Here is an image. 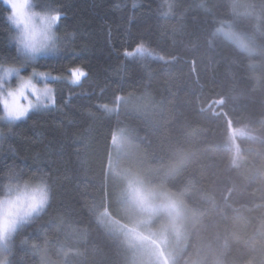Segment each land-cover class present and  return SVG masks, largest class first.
Segmentation results:
<instances>
[{
    "label": "trees",
    "instance_id": "1",
    "mask_svg": "<svg viewBox=\"0 0 264 264\" xmlns=\"http://www.w3.org/2000/svg\"><path fill=\"white\" fill-rule=\"evenodd\" d=\"M34 1L61 15L59 51L37 62L61 78L52 104L0 124V197L13 171L46 175L51 196L21 219L7 264H140L108 222L135 213L111 170L118 130L144 157L135 172L192 214L174 264H264V0H171L168 16L163 0ZM9 15L0 0L3 66L23 59ZM221 22L249 46L213 37ZM141 43L168 62L125 55Z\"/></svg>",
    "mask_w": 264,
    "mask_h": 264
},
{
    "label": "rangeland",
    "instance_id": "2",
    "mask_svg": "<svg viewBox=\"0 0 264 264\" xmlns=\"http://www.w3.org/2000/svg\"><path fill=\"white\" fill-rule=\"evenodd\" d=\"M17 2H20V0H17ZM28 4L29 13L37 12L43 14L48 12L40 10L34 0H28ZM33 22L37 28L42 23L39 16L34 17ZM58 23L57 21L53 28L55 33ZM12 26L14 25L12 24ZM14 29L15 34L18 35L20 28L14 26ZM56 36L58 37L57 33ZM39 39L40 37L38 36L37 40ZM250 46L254 49V46L252 47L251 44ZM56 53L40 54L34 60L27 59L25 54L22 53L23 59L19 63L4 66L19 69V74H12L0 85V102L1 109L3 110L0 116V124L12 121L6 117L5 103L9 106L27 107V114L31 111H38L36 107H33L36 105L37 94L32 92L30 86L25 87L29 81L40 92L46 86L52 89L50 97L45 98L44 106L39 109L52 104L54 101V89L49 81L58 80L61 77L59 74H53L48 70L41 69L37 66V62L43 57L55 55ZM26 69H29V71L24 73ZM79 71L85 73L81 67L75 68L67 78L68 81L72 83L73 80H76ZM38 73H43L44 75H37ZM82 77L80 76L78 82L73 84H78ZM9 91L14 93L13 97L7 95ZM21 91L23 95H21ZM114 137L115 149L111 161V170L115 175L122 176L125 180L124 184L126 185L124 190L126 199L131 211L135 213L132 216L133 220H128L129 222H125V224L115 223L111 219L108 222L113 230L122 231L127 236L129 242L134 244L137 253L140 255V264H174L176 253L181 248L179 241L183 235L185 236L188 226L192 224V214L187 211L188 209H185V204L176 193L170 192L162 186L148 184L144 177L135 172L134 168H137L140 163L144 162V157L140 156L138 148L132 147L126 130H118ZM157 217L161 218V220L157 221ZM8 221L9 235L7 239L0 240V264H7L9 241L21 225V218L18 213L14 218L9 216ZM3 230L4 224L0 222V232ZM42 264H65V262L60 257L53 258L45 255L42 258Z\"/></svg>",
    "mask_w": 264,
    "mask_h": 264
},
{
    "label": "snow or ice",
    "instance_id": "3",
    "mask_svg": "<svg viewBox=\"0 0 264 264\" xmlns=\"http://www.w3.org/2000/svg\"><path fill=\"white\" fill-rule=\"evenodd\" d=\"M4 3L9 6L10 11V15L7 17V19L14 26L20 28L19 34L13 36L12 39L15 40L19 51L25 54L27 59L34 60L36 56L40 54L55 53L59 51L62 41L59 37L56 36V33L53 31V28L56 25L57 21L61 19L58 11L52 9L43 14L37 12L29 13L28 0H20V2H17V0H4ZM172 7L173 5L171 0H163L161 8L165 9V11H163L162 14L164 16H168L172 12ZM37 16H39L42 21L39 28H37L33 22L34 17ZM175 30L176 29L174 28V31ZM38 36L40 37L39 40H37ZM216 36H222L224 40L231 41L241 48L247 47L244 38L234 32L231 26H229L228 28L223 27V22H221V26L216 28L215 32L213 33V37ZM209 43H211V41H209ZM125 55L133 56V58H138L141 61L145 62H147L149 58L158 61H164L165 63L168 62L165 61V58L163 56L156 54L153 49L149 48L143 43L136 46L134 53L125 51ZM14 73L18 75L19 69L14 67H4L3 64H0V85H2L3 82ZM37 75L43 76L44 74L38 73ZM84 75L85 73L83 71H79L76 80H73L72 83H77L79 77ZM27 86H30L32 92L34 94H37L36 105H34L33 107L39 109L44 106V100L45 98L50 97L52 89L46 86L42 90V92H40V90H37L35 85H32L30 81L25 85V87ZM7 95L13 97L14 93L9 91ZM21 95H23L22 91ZM121 100H123L125 103L127 102L126 97H116L117 102H120ZM4 107L6 109L7 119L12 121L19 120L22 117H25L28 112L27 107H18L14 105L9 106L7 103L4 104ZM104 109L106 112L115 111L114 108H109L106 105L104 106ZM2 136L3 133L0 132V137ZM34 179L36 181L35 183L29 181H23V183H21L20 174L16 173L15 171L10 172L8 175L9 183L4 185V191L10 192L13 189L31 188L33 192L38 193L33 213L35 212L39 214L44 212L49 206L51 188L46 175H40L38 177H34ZM5 198L7 199L8 197ZM31 214L32 213H29L27 216ZM27 216L20 215V218L24 219ZM0 222H3L4 224V230L0 232V240H5L9 235V221L8 216L4 211V202L2 200H0Z\"/></svg>",
    "mask_w": 264,
    "mask_h": 264
},
{
    "label": "clouds",
    "instance_id": "4",
    "mask_svg": "<svg viewBox=\"0 0 264 264\" xmlns=\"http://www.w3.org/2000/svg\"><path fill=\"white\" fill-rule=\"evenodd\" d=\"M38 193L28 189H13L10 192H5L0 200L4 202V211L7 216L13 218L18 213L21 216H27L33 213L36 204ZM5 197H8L7 199Z\"/></svg>",
    "mask_w": 264,
    "mask_h": 264
}]
</instances>
